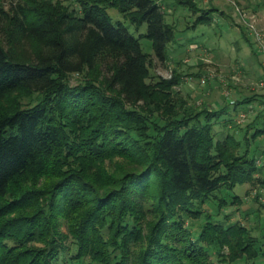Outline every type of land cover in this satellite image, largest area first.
Segmentation results:
<instances>
[{
  "label": "trees",
  "instance_id": "trees-1",
  "mask_svg": "<svg viewBox=\"0 0 264 264\" xmlns=\"http://www.w3.org/2000/svg\"><path fill=\"white\" fill-rule=\"evenodd\" d=\"M74 2L73 10L52 0L0 6V264H56L70 247V262L79 264L264 257L238 225L208 222L196 241L186 228L215 192L257 181V161L238 152L233 135L215 141L212 121L225 108L187 105L174 92L180 74L148 83V56L107 14L114 9L129 23H145L164 61L174 31L159 5ZM179 3L197 12L191 0ZM213 10L192 28L210 25ZM72 75L80 76L75 85ZM18 95L37 102L19 106Z\"/></svg>",
  "mask_w": 264,
  "mask_h": 264
},
{
  "label": "rangeland",
  "instance_id": "rangeland-1",
  "mask_svg": "<svg viewBox=\"0 0 264 264\" xmlns=\"http://www.w3.org/2000/svg\"><path fill=\"white\" fill-rule=\"evenodd\" d=\"M59 1L68 9L76 8L74 0ZM163 12L164 23L171 25L174 40L166 45V60L154 55L152 42L145 37L146 24L134 25L126 21L114 9L107 14L113 23H121L138 40L143 54L148 56L150 78L148 83L159 77L169 78L175 71L181 75L174 92L194 108L206 107L211 110L225 108L212 121L215 141L228 134L233 135L240 147L238 152L248 150L249 158L257 161V181L236 185L232 191L221 190L194 211H200L197 218L186 219V228L194 241L208 223L224 228L238 225L245 228L255 239V249L264 251V5L261 0H191L197 12H191L179 2L181 0H154ZM15 0H1L0 6L8 10ZM218 10H217V8ZM227 7V8H226ZM215 8L209 13L210 25L200 24L192 28L199 14ZM222 13L223 15H221ZM226 16V17H225ZM228 17V18H227ZM230 18V19H229ZM245 32L249 42L243 39ZM253 31L255 32L256 41ZM242 32V33H241ZM263 48V49H262ZM251 70V71H250ZM80 76L72 75L71 84H77ZM263 80V81H262ZM247 103L235 106L244 98ZM23 107L34 105L37 96H21L16 99ZM259 131L256 138L252 135ZM235 132V133H234ZM234 197L240 203H233ZM223 199L225 205L218 206ZM209 215L210 217L208 218ZM61 232H66L63 225ZM36 246L41 244L36 243ZM207 249V248H206ZM72 248L56 264H79L70 262ZM208 250V249H207ZM215 248H210L213 253ZM71 251V253H70ZM62 260V261H61ZM85 261L84 264H86ZM238 264H264V257L247 260ZM81 264V263H80Z\"/></svg>",
  "mask_w": 264,
  "mask_h": 264
},
{
  "label": "built area",
  "instance_id": "built-area-1",
  "mask_svg": "<svg viewBox=\"0 0 264 264\" xmlns=\"http://www.w3.org/2000/svg\"><path fill=\"white\" fill-rule=\"evenodd\" d=\"M253 34H254L255 40L257 41V40L259 39V37L256 38V36H255V32H254V31H253ZM257 42H258V41H257ZM262 49H263V48H262ZM263 50H264V49H263ZM262 81H263V80H262ZM260 84H261V86H262V85L264 84V81L261 82Z\"/></svg>",
  "mask_w": 264,
  "mask_h": 264
},
{
  "label": "crops",
  "instance_id": "crops-1",
  "mask_svg": "<svg viewBox=\"0 0 264 264\" xmlns=\"http://www.w3.org/2000/svg\"><path fill=\"white\" fill-rule=\"evenodd\" d=\"M217 8V7H216ZM227 8V7H226ZM217 10H218V8H217ZM226 17V16H225ZM228 18V17H227ZM230 19V18H229ZM251 71V70H250Z\"/></svg>",
  "mask_w": 264,
  "mask_h": 264
}]
</instances>
